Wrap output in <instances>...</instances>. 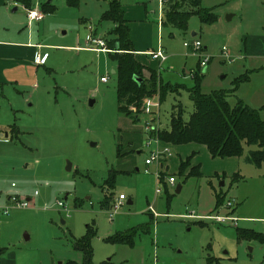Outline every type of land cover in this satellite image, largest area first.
<instances>
[{
  "label": "rangeland",
  "instance_id": "obj_1",
  "mask_svg": "<svg viewBox=\"0 0 264 264\" xmlns=\"http://www.w3.org/2000/svg\"><path fill=\"white\" fill-rule=\"evenodd\" d=\"M145 1L154 16L151 32L156 44L160 39L170 56L160 63L159 74L164 82L183 85L162 102L155 99L161 125L169 126L172 104L178 101L184 117L193 111L187 88L194 80L187 71L197 68L199 53L211 56L201 84L204 92L231 84L232 77L224 75L234 60L235 66L247 67L241 74L264 68L254 67L264 65V0H202L203 7L214 8L217 20L206 24L192 15L186 30L160 25L159 1ZM53 4L56 11L44 14L41 10L42 19L33 21L30 27L22 7L11 15V32L24 35L21 41L40 43L42 47L37 49L46 51L48 57L45 64H24L25 72L0 85V205L8 203V196L13 194L34 200L27 207L10 205L9 214L0 215V249L4 256L14 254L19 264H66L75 255L81 260L72 239L83 235L91 225L96 229L92 239L96 264L105 260L114 264H264V245L239 238L236 231L239 226L264 232V161L256 166L246 159L254 146L246 145L243 155L236 157L235 172L242 177L231 184L235 172L229 169L233 163L229 166L225 158L212 157L205 147L194 155L202 166V175L184 181L178 168L179 161L186 158H180L171 145L172 154L161 169L167 177L174 174L176 183H167L166 191L156 176L157 162L145 164L160 143L151 140L148 144V116L141 114L135 122L118 110L117 78L112 72L116 61L108 52L86 47L89 34L104 39L113 27L111 21H100L108 2L81 0L78 7H73L65 0H53ZM165 13L166 5L162 22ZM193 31L197 33L195 38L208 46L197 55L184 46L185 41L193 42ZM223 45L232 62L225 60ZM143 74L150 76L148 70ZM104 75L105 82L100 80ZM262 83L264 71L246 85L245 91L261 89ZM229 100L234 103L236 99L232 96ZM253 103H264V87ZM261 116L264 119V110ZM118 144L121 152L124 149L123 155L117 154ZM221 165L229 172H220L226 177L219 179L214 176V167ZM113 169L118 171L115 196L124 194L126 199L111 217L110 208L102 207L101 200L102 186ZM178 184L182 188L176 191ZM157 187L161 192H156ZM216 191L226 193L225 204L217 210ZM77 199L81 206H76ZM60 201L64 206L58 204ZM233 207L236 209L232 212ZM216 214H228L236 220L218 223L212 219ZM149 220V233H139L133 246L106 240L117 231ZM198 220L204 223H196ZM210 256L217 259L209 263Z\"/></svg>",
  "mask_w": 264,
  "mask_h": 264
},
{
  "label": "trees",
  "instance_id": "obj_2",
  "mask_svg": "<svg viewBox=\"0 0 264 264\" xmlns=\"http://www.w3.org/2000/svg\"><path fill=\"white\" fill-rule=\"evenodd\" d=\"M25 7L31 8L32 0H20ZM66 4L78 7L81 0H65ZM108 8L100 16V21H111L113 27L105 37L106 45L111 49H118L120 52H109L116 61L115 74L117 78V100L118 110L135 122L140 120L143 103L146 97L158 96L162 102L170 92L178 93L183 85L172 84L162 80L159 71L149 67L150 76H145L143 70L146 66L136 58L134 44L130 35L128 19L120 0H106ZM202 0H169L166 2V19L164 25H173L181 30L188 28V22L192 15H197L202 23L210 24L217 20V14L213 7L207 8L201 5ZM44 13L56 11V5L52 2L44 1L40 5ZM258 69L247 70L232 81L231 88H217L209 92L202 90V81L205 77V70H201L198 63L197 68L192 71L194 84L188 87L190 99L193 102V111L189 117H184V108L180 101L172 104L169 126L161 124L154 125L150 130V137L158 138L162 142L174 145L186 143H200L206 146L212 157H239L243 155L245 146H254L249 149L246 157L247 161L261 166L264 161V119L261 116V108H253L243 99L235 95L236 90L242 82L249 80L250 74ZM2 83H0L1 85ZM235 95V96H234ZM235 97V102H230V97ZM17 130V128H13ZM121 144H118L117 154L121 152ZM195 152L181 159L179 162L178 174L184 176V181L190 176H201L200 164H192L191 160ZM189 171L185 173V170ZM117 170H111L108 178L105 179L102 189L104 191L101 206L110 208L114 202V188ZM166 176L162 172V181ZM214 176L219 179L225 178L226 174ZM242 175L235 172L231 176V184L238 182ZM164 183V182H163ZM181 185V184H180ZM167 189L166 184L164 183ZM167 191V190H166ZM217 210L225 204L226 193L215 192ZM170 199V196H168ZM81 200L77 199L76 206H81ZM236 208L233 207L232 212ZM203 224L201 220L196 221ZM150 220L141 225L131 226L124 231L106 237L112 243H121L133 246L135 238L139 233H149ZM147 227V229H145ZM239 238L248 240H258L264 245V232L253 228H240L236 226ZM96 235V229L87 225V229L80 237H73L72 247L81 252L80 261L69 259L66 264H96L94 262V249L92 239ZM213 259V260H212ZM217 259L214 256L208 257V262ZM218 262V260H217ZM99 264H114L111 260H105Z\"/></svg>",
  "mask_w": 264,
  "mask_h": 264
},
{
  "label": "crops",
  "instance_id": "obj_3",
  "mask_svg": "<svg viewBox=\"0 0 264 264\" xmlns=\"http://www.w3.org/2000/svg\"><path fill=\"white\" fill-rule=\"evenodd\" d=\"M120 1L122 3V6L125 12V17L128 19V24L130 26V35H131V38L134 44V49H135L134 53H135L136 58L139 59L141 63H143L146 66L144 70L149 71L148 68L151 67L159 71L160 63L164 61H160V59L152 58V56L146 54L145 52L149 50H154L159 46V44H161V46L164 48L167 54V59L165 61H168L170 56L166 50V47H164V45L160 43V39H158L157 44H156V39L152 35L151 30H152V25H153L152 21H153L154 16L151 15L150 11H148V7L145 6L146 1L145 0H120ZM31 2H32V6L40 7L41 3L44 1L43 0H32ZM48 2L53 3V0H50V1L48 0ZM21 7L25 11L26 9H28V7H25L22 1L20 0H0V83L2 84L10 83L9 80H13L16 78L15 74H18V73L22 74L23 72H25L23 70V67H25L24 64H32V63L36 64L34 62V55H35V52L38 50L36 45H39L40 43H34L30 40L21 41L20 39L24 35H20V34L16 35L11 32L12 31V22H11L12 12L18 10ZM158 13H160L159 5H158ZM130 20L132 21L131 23H130ZM134 24H138V26H134ZM27 26L30 27L31 25L30 26L27 25ZM139 30H141V34ZM108 32L109 30L107 31V33ZM107 33L102 34L101 36H104ZM192 36L195 38L197 36V33L195 32V34L194 35L192 34ZM202 47L203 49H207L208 46L203 45ZM255 57H258V56L255 55ZM239 59L240 60L243 59L242 54L240 55ZM210 62H211V59H210ZM210 62L208 64H210ZM198 63H199V60H198ZM232 63L234 64V66L232 64V67L229 68V71H227L224 76L228 77V75H230V77H232L231 79H234V77L241 74L247 67L244 64H238L235 66V64H237V62L235 63V60ZM259 66H264V65H256L254 67L257 68ZM205 69L204 70L206 73L209 70V65ZM262 71H264V68L252 72L250 74L249 80L242 82L235 92V95L237 97H240L241 99H243L248 105H250L253 108H259L264 105V103H260V104L253 103L256 100V95H258L259 91H261V89L264 87L262 86L264 85V83H262L261 89H258L256 87L255 90L251 93H247V91H245V87L246 85H249L252 82V79L255 76L260 75ZM187 73H189L192 76V70L187 71ZM231 86H232V80H231V84L228 87H223V86L218 85L217 88H229ZM161 143L164 145H168L170 148V154L166 156L164 163L165 162L167 163V160L170 158V155L172 154L171 145L176 148L177 150L176 153L179 155L180 158H186L191 153L193 152L196 153L197 151H199L200 149H203L204 147H205L204 149H207L205 145L199 144V145H203V146H199V145H196L195 142L180 144V145H174V144L165 143L162 141ZM198 147H201V148H198ZM122 153H124V149ZM225 159L228 161L229 166L231 163H233L232 167L229 170L235 172L238 169V164L237 162H235L236 156L226 157ZM192 164L193 165L198 164L197 157L193 156ZM200 167H202L201 164H200ZM214 168H215L214 172H217L219 175H221L220 172L228 171V169H226L227 167H225L224 165H221L219 167L215 166ZM165 184L167 186V183ZM116 197L117 196H115V198ZM81 258H82V255H81ZM72 260L80 261V257L78 258V256L75 255V259H72ZM3 263L4 264H19L14 254L8 255L5 257L4 252H1V249H0V264H3Z\"/></svg>",
  "mask_w": 264,
  "mask_h": 264
},
{
  "label": "built area",
  "instance_id": "obj_4",
  "mask_svg": "<svg viewBox=\"0 0 264 264\" xmlns=\"http://www.w3.org/2000/svg\"><path fill=\"white\" fill-rule=\"evenodd\" d=\"M169 0H159V6H160V18H159V24H162V15H163V11H164V5L166 4V2ZM39 7V6H38ZM38 7H34V8H28L26 9L27 12V17H28V25L30 26L33 21H38L42 19V11L40 8ZM87 48L92 49L96 52H115V49H111L106 45V42L103 38L101 37H94L92 34H89L87 36ZM38 48H41L42 46L36 45ZM184 46L186 47H191V50L194 54H198L200 51H202V43L199 39L194 38L192 43H189L187 41L184 42ZM222 54L225 56V60H228L230 62L233 61V57L230 54V52L228 51L226 45H223L222 49H221ZM146 54L152 56V58H156V59H160V61H165L167 59V54L164 50V48L161 46V44H159V46L154 49V50H149L147 52H145ZM199 56V64H200V68H206L207 64L210 61V57L208 55H201V53L198 54ZM48 57V53L43 51L41 52L40 50H37L35 52L34 55V62L36 64H43L46 62ZM101 81H106L107 80V76H101L100 77ZM159 97L158 96H152V97H146L143 103V111L142 114L147 115L148 119L146 120V126H145V130L148 136V144H150L151 140H155L159 143V147L157 150H151V156L149 158H147L145 160V163L147 165L152 164L153 162H157L158 164V169L156 171V176L157 178L164 183H169L171 185H175L176 183V177L174 175H169L168 177L165 176L163 178L162 181V169L161 166L164 165V161L167 155L170 154V148L168 145H164L161 143V141L158 138H153L150 137V130L154 125H158L160 124V118H159V113H158V107H159V102H156L155 99ZM157 117V118H156ZM157 123V124H156ZM149 169H146V172H148ZM14 185V183L12 184ZM156 192L159 193L161 192V188L157 187ZM38 191H35V194H37ZM126 196L124 194H119L117 195V197L114 199V202L112 204V206L109 209V214L112 217L113 214L119 209V207L123 204V202L125 201ZM33 199L31 197H20L16 194L13 195H9L8 197V203H6L5 205H0V215L3 214H9V210H10V205H12L13 207H27V206H31L33 204ZM60 206H64L63 202H59L58 203ZM152 206H150L151 208ZM193 215V214H189ZM212 219H214L216 222L218 223H224L225 221H235L236 218L234 216L231 215H220V214H216L212 217Z\"/></svg>",
  "mask_w": 264,
  "mask_h": 264
},
{
  "label": "water",
  "instance_id": "obj_5",
  "mask_svg": "<svg viewBox=\"0 0 264 264\" xmlns=\"http://www.w3.org/2000/svg\"><path fill=\"white\" fill-rule=\"evenodd\" d=\"M49 1H50V0H49ZM192 34L194 35L195 32L193 31ZM112 72H115V70H112ZM93 102H94V99H91V100H90V104H93ZM67 168H68V169L71 168V164H70V163H68ZM180 189H181V185L179 184V185L177 186L176 191H179ZM128 203H131V200H129Z\"/></svg>",
  "mask_w": 264,
  "mask_h": 264
}]
</instances>
